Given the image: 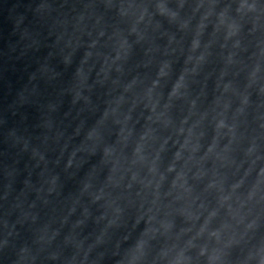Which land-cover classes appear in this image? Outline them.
Returning a JSON list of instances; mask_svg holds the SVG:
<instances>
[{
	"label": "clouds",
	"instance_id": "1",
	"mask_svg": "<svg viewBox=\"0 0 264 264\" xmlns=\"http://www.w3.org/2000/svg\"><path fill=\"white\" fill-rule=\"evenodd\" d=\"M188 0H153L152 7L153 11L150 13L147 7L137 8L132 3H129L127 7L121 6L119 14L122 17L131 15L134 17L132 26L130 28V34L137 35L139 39H143V36L138 31L141 24L145 27L151 24L153 17L158 16L166 19L170 24H175L180 31L189 30V25L192 19L196 16L197 12H200V17L195 25L193 31V36L190 44V53L187 58L186 63H192L194 66L189 72L186 68L173 83L171 91L168 94L167 100L159 112H157V107L160 105V95L155 91L159 87L160 80L166 79L170 74V64L168 62H163L158 68L156 79L151 82V85L144 92V99L147 101L145 107L151 113L149 117V122L151 124H160L164 128H168L171 124L170 119L167 118L168 109L171 107L174 100L183 99L186 93V77L190 74L195 73L196 66L200 65L205 56L203 53L200 55H194L198 49L201 47V37L203 36L205 29L211 25L213 29V36L222 34L225 44L236 37L241 30L240 21L247 17L249 14H257V18L253 20V27L255 28L258 23V13L255 0L250 3L249 0H230L226 3L219 12L215 9L218 7V0H197L194 8L192 9V16L187 18L181 17V11L184 9L185 4ZM175 5L173 7L172 5ZM232 4H235V9L233 12ZM201 9L203 11L201 12ZM158 28L159 25L157 24ZM209 45H205V50ZM238 42L233 44V47H237ZM121 51L126 48V41H122L120 45ZM120 53H117L116 60H119ZM229 63H231V56L228 58ZM115 62V61H114ZM259 68L253 69L249 75V81L255 83L256 75ZM223 78V74L222 77ZM251 83L249 86H251ZM135 81L129 84L125 91H129ZM232 90V85L230 83L223 85L222 95L229 93ZM261 92H264V88H261ZM235 95V92H232ZM123 98L117 100V107L112 109L111 112H105L104 117L101 120V124L109 115L116 117L117 109L120 103H122ZM248 103V97L242 96L240 99V107L236 110V114H242L244 107ZM194 103L191 107H194ZM217 106L220 107V111L217 113L215 127H214V137L212 143L207 148L204 156L196 159V154L200 149L199 136H194L193 129L197 125H193L188 128L185 132L183 124L187 121L181 122V127L177 129L176 135H184L183 143L180 144L178 150L174 153L171 162L164 169L160 170V153L164 150V145L167 144V140H164L159 148L153 149L152 144L155 143L154 129L148 128L139 137L138 140L134 142V147L132 149V159L127 161L128 167L125 168L126 159L123 156V149L129 144L132 131L127 128V122L130 119L129 116L125 115L123 120H115V123L121 125L120 132L118 133V141L116 145L105 146L103 149V156L105 162L111 164L110 176L106 182V186L118 187L120 182L123 180V173L130 172L131 169L136 168L137 171H131V182L139 183L143 188H151L153 192L152 207L149 208V213H152V208L156 209L155 213L149 215L146 224L149 227L142 233L141 237L137 239L134 245L127 251L125 256L122 258L121 264H147V248L149 241L157 234L168 235L172 232L174 227L173 221L169 218L170 212L165 211L162 219H157V213L160 212V206L157 201L160 199L159 189L164 184L168 175L173 174V179L170 184L169 191L165 194V198L169 196L172 197L173 203L183 202V207L179 211V214L184 218L186 223L191 224L193 227L196 222L200 220L201 216L207 212L204 216L203 222L200 227L196 230L195 235L188 239L183 245L174 243L171 247L162 249L159 253L158 259L154 258L153 264H158L159 261H164V264H193L192 257L188 255L195 247V241L207 235L209 240H215L219 245L221 239L222 231L228 230L229 225L222 224L220 229L210 230V225L214 219L217 218L220 208H225L228 212L230 218L235 221L236 227L243 226L244 234L247 235L249 232H254L257 228V222L255 219H248L250 213L244 212L246 202H251L256 196V187L248 193L246 202L237 201L238 206L234 209L230 201L232 200V194L241 187L242 181H238L233 184L225 193L222 181H218L215 178V173H213V178L208 180L206 184L205 191L215 190L219 195L217 197V207L209 211L205 205L200 202L198 203L199 197L194 195L193 186L189 184V173H191V179L194 181H202L208 175L204 170L203 164L209 158H213L221 162V164L234 163V161L229 160V153L231 151V146L236 140L235 123L229 125L226 123L227 116L226 113L230 107V102L224 101L222 104L218 100ZM201 120L203 117L200 118ZM202 135V134H201ZM227 138L228 143L224 145L223 148H219V140ZM100 138L99 131L93 129L88 134V139L94 142L98 141ZM255 152L253 146H249L245 151L244 155L247 158H251ZM187 153V155H185ZM259 160V157H256ZM256 160H252L249 164V169L252 165L256 163ZM243 163V162H242ZM68 166H71V160H69ZM195 168V172L192 169ZM140 170H145V176L140 177ZM249 174V171H245V176ZM264 175V169L257 172V177ZM90 185H85V191L88 190ZM104 197V189H100L99 192L93 197V202H97ZM195 206V208L193 207ZM168 206H165L167 208ZM121 210L119 208L114 209V214L119 217ZM138 222V221H137ZM116 223V220H110L109 226ZM158 225V227L152 226ZM192 231V227L181 229V231L176 235L175 239L179 241L181 236L187 235ZM100 243V240H97ZM233 241L230 239L227 244L223 247H214L209 250L207 244L201 246L198 251V257L205 258V264H225L226 252L225 249L232 246ZM87 252H85L84 257L87 258ZM241 264H264V247H257L254 252H249L247 256L244 257Z\"/></svg>",
	"mask_w": 264,
	"mask_h": 264
},
{
	"label": "water",
	"instance_id": "2",
	"mask_svg": "<svg viewBox=\"0 0 264 264\" xmlns=\"http://www.w3.org/2000/svg\"><path fill=\"white\" fill-rule=\"evenodd\" d=\"M74 0H0V246L58 70Z\"/></svg>",
	"mask_w": 264,
	"mask_h": 264
}]
</instances>
